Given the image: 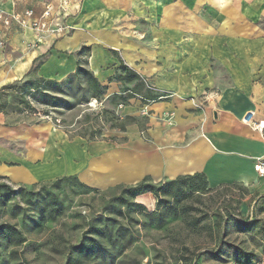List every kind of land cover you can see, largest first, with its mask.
I'll return each mask as SVG.
<instances>
[{
  "label": "crops",
  "instance_id": "1",
  "mask_svg": "<svg viewBox=\"0 0 264 264\" xmlns=\"http://www.w3.org/2000/svg\"><path fill=\"white\" fill-rule=\"evenodd\" d=\"M0 0V9L39 13L42 2ZM65 35L28 47L34 35L12 27L0 49V87L36 73L63 80L83 63L107 85L120 63L163 97L138 107L136 124L112 133L117 141L71 137L48 120L12 122L0 111V179L15 184L76 176L93 188L201 174L208 187L257 185L264 157V0H70ZM146 20L137 29L135 20ZM108 84V85H109ZM115 86V85H114ZM129 104L123 112H132ZM173 111L167 125L160 117Z\"/></svg>",
  "mask_w": 264,
  "mask_h": 264
},
{
  "label": "rangeland",
  "instance_id": "2",
  "mask_svg": "<svg viewBox=\"0 0 264 264\" xmlns=\"http://www.w3.org/2000/svg\"><path fill=\"white\" fill-rule=\"evenodd\" d=\"M134 22L137 29L146 27L144 19ZM83 67L47 86L64 101L57 107L27 96L30 108L23 110L8 91L0 108L12 122L25 116L48 120L86 140L117 141L112 133L122 131L121 124L144 129L142 96L146 90L158 96L144 78V89L128 100L124 90H134L135 82L122 80L121 69L96 93L89 86L92 73ZM34 68L25 79H42ZM129 104L133 111L126 114ZM0 184L6 185L0 188V264H264V190L257 185L208 187L198 176L184 178L177 196L160 188L156 195L131 197L121 189L129 184L93 188L73 176Z\"/></svg>",
  "mask_w": 264,
  "mask_h": 264
},
{
  "label": "built area",
  "instance_id": "3",
  "mask_svg": "<svg viewBox=\"0 0 264 264\" xmlns=\"http://www.w3.org/2000/svg\"><path fill=\"white\" fill-rule=\"evenodd\" d=\"M16 3L25 2L27 0H13ZM70 0H48L42 2V7L39 13H36L33 8H25L22 11H4L0 9V49H4L7 43L8 34L12 27H18L24 30H29L33 33L34 39L29 42L28 47L34 48L43 41L46 37L58 38L71 29L66 23V18L70 14ZM145 86L154 90V87L144 80ZM163 96L158 95L155 99H147L144 104L154 102L156 99ZM121 106V104L119 105ZM142 115L148 116L149 111L143 109ZM254 111L249 110L244 115L243 121L252 124V126L260 132L264 130V121L253 120ZM167 125H171L174 120L173 111L165 112L161 117ZM47 119H49L47 117ZM56 122H59L57 119ZM253 170L260 177H264V157H257L253 162Z\"/></svg>",
  "mask_w": 264,
  "mask_h": 264
},
{
  "label": "trees",
  "instance_id": "4",
  "mask_svg": "<svg viewBox=\"0 0 264 264\" xmlns=\"http://www.w3.org/2000/svg\"><path fill=\"white\" fill-rule=\"evenodd\" d=\"M40 64H41V60L34 62L33 65H35L34 69H36V71H37L38 67L40 66ZM83 65H85V64L78 63L75 72L69 74L65 79H71L72 77L76 76L80 70H83V68H84ZM117 68L121 69L124 72V75L121 77L122 80H124L128 83L135 82V84L133 86V89L135 91L131 90L129 88H125L124 91H129V94L127 95L126 99H128V100L131 99L134 96L133 93H137V91H141L144 89L143 81L141 80L140 76L134 70L130 69L128 66H126L123 63H120V65ZM115 75H116V73H115ZM92 77L93 78L91 80V83L89 84L92 91L99 93V92L106 89V86L102 85L96 79V77H94L93 73H92ZM41 78L42 79H40V80H38V79H25V80L22 79V80H17L14 82L6 83L0 87V97L5 95L8 91L14 92L15 94H17L18 103L23 104L22 105L24 108L23 110H25L27 107L30 108L29 103L26 100L27 96L32 97V98L39 96L42 99V101H40L41 103H44V104H46L48 106H52V107H57V106H59L60 103H64V101L58 95L52 94L50 89L47 87V86H51L53 84H57V82L54 79H46L43 77H41ZM155 98H156L155 95H153L149 90H146V93L142 96L141 102L144 103L145 100H147V99H155ZM65 104H67V103H65ZM119 104L123 105V103H119ZM1 107L2 108H0V111H2V109H3V106H1ZM126 119H128L129 121H132L133 117L126 116ZM120 127L122 130L125 129L124 124H121ZM198 176H201L204 178V176L201 174L184 175V176H178L175 179L167 180V181L163 182L162 184H153L150 181H148L147 178H144L135 184L128 185V186H122L121 189H122L123 193H126L127 195H129L131 197H137V196L142 195L146 192H152L156 195L157 191L160 188H162L164 191L171 192L174 196H177L179 194V191H180V184L182 183L184 178H194V177H198ZM73 177L77 179V181L79 182V184L81 186H87L84 183L80 182V180L76 176H73ZM60 179H65V177L60 178ZM204 180H205V178H204ZM2 187H6V185L0 184V188H2ZM87 187H89V186H87ZM139 204L141 205V203H139Z\"/></svg>",
  "mask_w": 264,
  "mask_h": 264
}]
</instances>
